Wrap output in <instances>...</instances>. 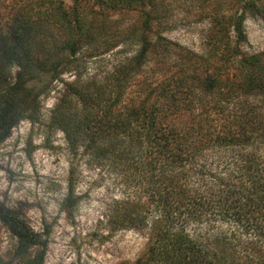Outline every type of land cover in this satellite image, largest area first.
<instances>
[{"label": "trees", "instance_id": "obj_1", "mask_svg": "<svg viewBox=\"0 0 264 264\" xmlns=\"http://www.w3.org/2000/svg\"><path fill=\"white\" fill-rule=\"evenodd\" d=\"M236 1L239 11L204 12L200 53L161 35L150 0L59 2L0 27L1 142L18 121H35L40 95L76 66L79 50L94 45L107 13L139 12L137 28L118 33L132 53L106 80L80 81L77 74L63 83L47 125L63 133L72 154L106 156L143 182L149 209L133 214L138 201L126 199L120 214L147 231L152 264H264V53L239 48L245 13L260 0ZM48 26L54 31L46 39ZM149 60L159 68L157 77L140 81L142 91L126 99ZM71 175L70 165L68 205ZM0 223L20 248H31L13 264H42L45 243L38 233L3 205Z\"/></svg>", "mask_w": 264, "mask_h": 264}, {"label": "rangeland", "instance_id": "obj_2", "mask_svg": "<svg viewBox=\"0 0 264 264\" xmlns=\"http://www.w3.org/2000/svg\"><path fill=\"white\" fill-rule=\"evenodd\" d=\"M73 1L79 0H0V27L10 25L29 9L49 11L59 2L68 6ZM150 1L161 23V35L195 53L206 48L207 9H240L236 0ZM263 3L258 1L257 8L245 13V38L239 44L243 53H264ZM139 20L138 11L107 13L102 20L104 32L94 45L79 50L76 66L65 69L40 95L35 121H18L0 142V205L13 210L44 240L42 264H152L146 251L147 231L135 226V222H125L120 214V202L126 199L138 201L131 208L133 214H145V206L149 209L141 193L143 182L137 181L133 173L120 172L106 156L80 150L72 154L63 133L47 125L63 83L73 81L77 74L80 81L106 80L113 68L132 53L134 47L123 43L118 33L129 25L137 28ZM46 29V36L53 34L51 26ZM146 64L145 72L134 76L124 95L126 99L142 91L140 81L149 83L157 77L159 68L151 60ZM38 85L32 84L34 88ZM70 165L73 200L68 205L63 199ZM142 203L144 206H140ZM30 251L31 248H20L16 236L0 223V264L20 261Z\"/></svg>", "mask_w": 264, "mask_h": 264}]
</instances>
